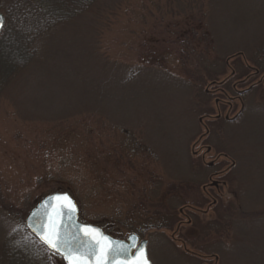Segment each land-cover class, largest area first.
Here are the masks:
<instances>
[{
	"label": "rangeland",
	"instance_id": "rangeland-1",
	"mask_svg": "<svg viewBox=\"0 0 264 264\" xmlns=\"http://www.w3.org/2000/svg\"><path fill=\"white\" fill-rule=\"evenodd\" d=\"M102 7L0 93V241L69 192L152 264H264V74L237 79L234 56L264 39V0Z\"/></svg>",
	"mask_w": 264,
	"mask_h": 264
},
{
	"label": "trees",
	"instance_id": "trees-1",
	"mask_svg": "<svg viewBox=\"0 0 264 264\" xmlns=\"http://www.w3.org/2000/svg\"><path fill=\"white\" fill-rule=\"evenodd\" d=\"M102 4H106V0H0V12L6 17L0 35V93L18 83L29 68L43 58L50 38L80 18L101 11ZM234 56L240 61L247 60L250 65L235 73L237 79L248 77L255 70L264 74V39L250 55L238 52ZM211 81L215 83L218 79ZM223 81V89L226 90L230 79ZM257 88H261L260 84L243 91L240 99L245 100ZM220 95L225 98V95ZM235 191L232 190L233 193ZM237 209L244 216L256 217L263 213H244L240 205ZM53 254L25 224L10 231L0 241V264H39L40 260H44V264H57L53 261ZM60 263L64 264L63 261Z\"/></svg>",
	"mask_w": 264,
	"mask_h": 264
},
{
	"label": "water",
	"instance_id": "water-1",
	"mask_svg": "<svg viewBox=\"0 0 264 264\" xmlns=\"http://www.w3.org/2000/svg\"><path fill=\"white\" fill-rule=\"evenodd\" d=\"M5 23L6 17L0 12V35ZM51 217L55 218L65 242L59 250L51 248L41 239V232H48ZM25 224L44 245L58 253L65 264H70L73 257H80L82 264H99L102 255L104 264H135L141 250L147 264H152L148 256L147 240H140L137 233H131L126 239L117 238L99 226L81 222L78 204L68 192H54L44 197L27 215ZM66 248L72 250L71 256L67 255Z\"/></svg>",
	"mask_w": 264,
	"mask_h": 264
},
{
	"label": "snow or ice",
	"instance_id": "snow-or-ice-1",
	"mask_svg": "<svg viewBox=\"0 0 264 264\" xmlns=\"http://www.w3.org/2000/svg\"><path fill=\"white\" fill-rule=\"evenodd\" d=\"M57 199H67L66 197L64 198H57ZM41 239L42 241L49 245L51 248L59 250L61 246L65 245V242L63 241L57 227V223L54 217H51L49 220V226H48V232L44 233L41 232ZM107 239V238H105ZM66 253L68 256L72 255V250L66 248ZM70 264H82V260L80 257H73L72 260L70 261ZM99 264H104V257L103 255L100 258ZM135 264H147V260L141 250V253L138 255Z\"/></svg>",
	"mask_w": 264,
	"mask_h": 264
}]
</instances>
